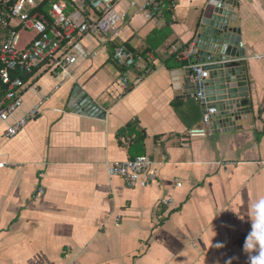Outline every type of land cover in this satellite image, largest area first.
Returning a JSON list of instances; mask_svg holds the SVG:
<instances>
[{"label":"crops","instance_id":"0c3cea01","mask_svg":"<svg viewBox=\"0 0 264 264\" xmlns=\"http://www.w3.org/2000/svg\"><path fill=\"white\" fill-rule=\"evenodd\" d=\"M61 1L69 15L93 14L85 0ZM227 1L250 93L236 130L186 135L203 109L180 57L212 0H176L172 18L153 20L130 0L118 4L136 57L124 71L129 89L111 58L116 40L92 34L74 36L69 76L42 67L25 80L21 107L0 121V264H250L258 255L244 242L252 206L264 199V0ZM75 85L104 117L70 109ZM39 101V116L7 138V125ZM129 125L144 134L157 170L150 186L107 173L108 163L131 159L121 135ZM164 197L172 201L159 207Z\"/></svg>","mask_w":264,"mask_h":264},{"label":"built area","instance_id":"2783aa9c","mask_svg":"<svg viewBox=\"0 0 264 264\" xmlns=\"http://www.w3.org/2000/svg\"><path fill=\"white\" fill-rule=\"evenodd\" d=\"M93 14L85 19H74L66 13L63 1L51 4L49 16L37 11L35 0H0V121L9 118L21 107L25 81L21 75H33L35 70L45 67L55 73L69 76L68 66L76 60L71 49L74 36L92 34L104 41H115L112 60L123 73L119 81L124 88L129 87V80L124 71L136 63L135 53L121 37L120 22L128 14L117 9L123 0H85ZM225 0H218V7ZM176 0H130L129 5L135 12H140L147 20L164 17L167 12L173 17ZM33 30V34L20 46V31ZM121 38V39H120ZM194 52V43L182 51L180 58H187ZM262 57V56H260ZM259 58V57H258ZM191 76L195 93L194 99L202 106V123L187 131V138L208 136L212 132L217 108L211 105L205 95L204 80L209 71L202 63L191 65ZM42 102L32 106L24 115L9 123L5 136L11 138L41 113ZM6 162L0 161V167ZM110 176L118 177L130 188L150 186L157 179V170L145 155H137L124 161L110 162L106 165ZM181 183H177L180 186ZM43 191L40 190L39 193ZM170 197L159 201V207L169 205ZM119 224V218L115 221Z\"/></svg>","mask_w":264,"mask_h":264},{"label":"water","instance_id":"95a60500","mask_svg":"<svg viewBox=\"0 0 264 264\" xmlns=\"http://www.w3.org/2000/svg\"><path fill=\"white\" fill-rule=\"evenodd\" d=\"M211 5L203 10L201 21L194 29V52L187 56L190 65L184 70L190 82L192 64L202 63L209 71L204 90L207 100L217 108L213 128L229 132L240 128L237 122L249 113L246 56L241 46L240 29L234 26L236 15L228 1L218 7V0H212ZM70 17L79 19V14L73 12ZM72 90L70 109L90 116H105L106 111L79 85Z\"/></svg>","mask_w":264,"mask_h":264},{"label":"clouds","instance_id":"9594fccd","mask_svg":"<svg viewBox=\"0 0 264 264\" xmlns=\"http://www.w3.org/2000/svg\"><path fill=\"white\" fill-rule=\"evenodd\" d=\"M251 221V231L245 238L244 250L249 254L258 252V255H250V264H264V199L252 206Z\"/></svg>","mask_w":264,"mask_h":264},{"label":"trees","instance_id":"16d2710c","mask_svg":"<svg viewBox=\"0 0 264 264\" xmlns=\"http://www.w3.org/2000/svg\"><path fill=\"white\" fill-rule=\"evenodd\" d=\"M58 0H40L33 11H37L43 15L49 16V10L51 8V4L53 2H56ZM67 1V0H65ZM67 8V6H66ZM169 12H167V15ZM31 75L25 74L21 75L22 79L25 81L28 77ZM129 89V88H128ZM127 89V90H128ZM121 135L122 141L125 145H128V150L131 153V157L133 158L137 155L143 154L144 149V134L142 132H139L134 125H129L126 127L125 131H122Z\"/></svg>","mask_w":264,"mask_h":264},{"label":"rangeland","instance_id":"374dc122","mask_svg":"<svg viewBox=\"0 0 264 264\" xmlns=\"http://www.w3.org/2000/svg\"><path fill=\"white\" fill-rule=\"evenodd\" d=\"M36 2H39L40 0H35ZM20 37H21V40H20V46L23 45V43L32 36L33 34V30H21L20 32Z\"/></svg>","mask_w":264,"mask_h":264}]
</instances>
